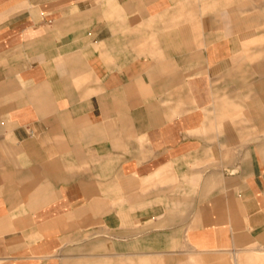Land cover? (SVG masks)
<instances>
[{"label":"crops","instance_id":"obj_1","mask_svg":"<svg viewBox=\"0 0 264 264\" xmlns=\"http://www.w3.org/2000/svg\"><path fill=\"white\" fill-rule=\"evenodd\" d=\"M228 1L0 0V264H264V47Z\"/></svg>","mask_w":264,"mask_h":264},{"label":"rangeland","instance_id":"obj_2","mask_svg":"<svg viewBox=\"0 0 264 264\" xmlns=\"http://www.w3.org/2000/svg\"><path fill=\"white\" fill-rule=\"evenodd\" d=\"M232 1L229 0L228 4L232 5ZM240 3L242 4V20L244 22L250 21V18L256 20V23L253 22L254 25L244 34L250 35L253 47H264V0H240ZM251 52L256 53L257 57H264V48L253 49Z\"/></svg>","mask_w":264,"mask_h":264}]
</instances>
